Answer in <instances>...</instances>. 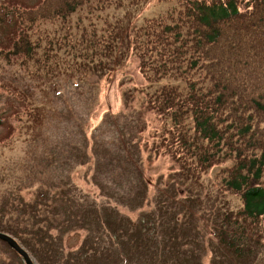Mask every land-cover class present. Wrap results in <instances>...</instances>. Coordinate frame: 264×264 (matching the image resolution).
Returning <instances> with one entry per match:
<instances>
[{
	"label": "rangeland",
	"instance_id": "1",
	"mask_svg": "<svg viewBox=\"0 0 264 264\" xmlns=\"http://www.w3.org/2000/svg\"><path fill=\"white\" fill-rule=\"evenodd\" d=\"M177 8V0H150L101 14L139 28ZM91 20L84 11L67 27L39 28L59 32L61 41ZM123 42L120 67L83 78L41 84L44 75L36 80L0 61V109L15 128L0 144V233L35 264H264V246L254 258L234 256L220 243L215 220L234 218L240 201L215 192L218 168L200 189L178 174L161 146L163 124L147 103L153 89ZM20 90L45 106L43 127L28 131L24 112L18 118L6 109L9 92ZM0 264L24 263L0 241Z\"/></svg>",
	"mask_w": 264,
	"mask_h": 264
},
{
	"label": "trees",
	"instance_id": "2",
	"mask_svg": "<svg viewBox=\"0 0 264 264\" xmlns=\"http://www.w3.org/2000/svg\"><path fill=\"white\" fill-rule=\"evenodd\" d=\"M149 1L0 0V61L36 80L44 75L41 84L76 74L83 78L123 64L122 38L153 89L147 103L163 124L161 146L195 189L218 168L215 192L237 196L241 206L234 218L215 220L217 237L235 256L255 258L254 249L264 246V0H177L174 11L128 29L101 14ZM84 11L93 20L76 27L75 38L57 41L59 32L39 28L67 27ZM9 93L6 109H16L18 118L24 112L25 129L43 127L45 106L21 90ZM3 110L5 146L15 128Z\"/></svg>",
	"mask_w": 264,
	"mask_h": 264
},
{
	"label": "water",
	"instance_id": "3",
	"mask_svg": "<svg viewBox=\"0 0 264 264\" xmlns=\"http://www.w3.org/2000/svg\"><path fill=\"white\" fill-rule=\"evenodd\" d=\"M0 240L6 242L12 249L22 256L26 264H34L27 252L13 238L0 233Z\"/></svg>",
	"mask_w": 264,
	"mask_h": 264
}]
</instances>
